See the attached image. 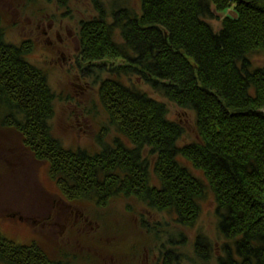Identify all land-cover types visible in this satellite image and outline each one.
<instances>
[{"label": "trees", "instance_id": "16d2710c", "mask_svg": "<svg viewBox=\"0 0 264 264\" xmlns=\"http://www.w3.org/2000/svg\"><path fill=\"white\" fill-rule=\"evenodd\" d=\"M122 3L113 8V23L104 7L82 21L79 55L84 75L100 86L107 118L130 144L117 138L110 150L64 146L52 132L58 96L47 74L28 60L36 47L10 43L0 26V104L10 108L3 123L50 166L71 201L100 207L136 198L178 216L176 223L188 230L199 219L200 200L211 193L221 253L200 234L195 264H264V0ZM228 11L233 15L221 20ZM212 19L221 20L219 31ZM168 104L195 115L191 143L181 144L186 128L171 119ZM161 226L147 228L155 242ZM174 245L173 239L160 243L168 263L179 258ZM43 251L0 232V264H49Z\"/></svg>", "mask_w": 264, "mask_h": 264}, {"label": "rangeland", "instance_id": "374dc122", "mask_svg": "<svg viewBox=\"0 0 264 264\" xmlns=\"http://www.w3.org/2000/svg\"><path fill=\"white\" fill-rule=\"evenodd\" d=\"M42 1L38 0L37 4L33 5L29 0H0V26L7 40L12 44H22L28 39L37 40L39 43L36 45L37 50L28 56V60L47 74L49 84L58 96L52 130L55 137L63 142L64 146L73 150L78 148L90 151H100L103 148L110 150L116 146L117 138H120L121 144L129 145V141L116 131L101 107L98 97L100 86L95 79L84 76L81 70L72 72L69 61L66 62L61 54L56 55L57 64L50 63L51 60L48 61L45 56L42 30L37 31L36 26L30 24V20L38 23L42 19L41 15L37 18L33 16L34 12L42 9L48 13L43 19L45 27L53 21L58 25L63 21L64 27L68 26V31L77 36L82 21L98 17V11L103 7L107 13V20L113 23V8L122 5L124 0H70L72 11L65 16H62L65 11L59 13L56 10L59 6L65 7L64 4H58L54 0ZM127 1L131 2L133 7L139 4V0ZM220 16L222 20L225 16H230V11ZM219 20H210L211 26L217 31L222 28ZM63 36L65 38L66 34ZM115 36L120 40V31L115 30ZM76 42V39L72 41L77 47ZM65 55L69 57L67 51ZM140 81L138 85L141 88L148 90L153 97L159 98ZM168 105H170L171 119L186 128L181 144L191 143L197 137L195 115L190 111L181 110L177 105ZM9 112L10 108L4 106V103L0 104V232L7 239L26 245L31 242L27 240L28 232L19 227L11 216L15 212L22 214L42 212L46 204L58 199L59 187L50 175V166L36 160L22 144L21 136L5 126L3 121ZM179 159L196 176L202 177V173L193 169L186 160ZM151 182L158 185L155 174L151 175ZM96 202L85 201L82 202L81 207L99 227L94 230L89 228L90 236L86 233L83 237H77L71 245L74 248L78 243L82 244L84 249L82 254H85L84 258H87L89 264H120L123 262L121 258L126 255L124 248L127 246L143 250L147 247L148 251L145 253L142 251L139 258L143 263L147 258L153 262L160 252L159 248L163 247L160 243L166 244L171 239L175 242L174 248L181 259L180 264H195L197 258L193 244L200 234L213 244L215 250L218 249L219 254L221 253L222 239L218 233L217 203L211 193L200 200L199 219L188 230L174 223L176 217L153 211L146 205L140 204L136 198L128 200L114 198L108 205L102 204L103 206L100 207L96 206ZM149 224L162 225L159 227L162 229L157 233L160 242H155L156 236H151L150 232L146 234ZM102 233L106 234L102 236ZM60 239L62 237L37 240L51 250L69 249L70 247L64 245ZM156 239L158 240L157 237ZM173 264H177L175 258Z\"/></svg>", "mask_w": 264, "mask_h": 264}, {"label": "flooded vegetation", "instance_id": "af4514ba", "mask_svg": "<svg viewBox=\"0 0 264 264\" xmlns=\"http://www.w3.org/2000/svg\"><path fill=\"white\" fill-rule=\"evenodd\" d=\"M38 0H29L30 3L33 5L37 4ZM43 2L42 0H40ZM46 1V0H45ZM65 7H58L56 10L60 13V11H65L62 13V16L67 15L68 12L72 11L70 8V0H64ZM69 7V8H68ZM69 9V10H67ZM38 13V14H37ZM37 18L39 15L42 16V19L37 22L30 20V24L36 26L37 31L42 30V34L44 35L42 38L43 44L45 45L46 50V58L51 60L50 63L57 64L56 62V55L61 54L64 60L67 62L69 61V65L72 66L71 71H78L81 70L82 73L84 72L85 62L79 55L81 50L80 44V33L76 36L75 33H70L68 30V26L64 27L63 21L60 25L55 21L51 22L48 27H45L44 18L45 15L48 16V13L44 12L42 9L38 10V12H34L33 16ZM31 16V17H33ZM35 22V23H34ZM82 24V23H81ZM58 25V26H57ZM65 29V31H64ZM64 31V33H63ZM80 31V28H79ZM33 33V31H32ZM63 34H66L64 38ZM76 39V43L78 44L77 47L75 44L72 43L73 40ZM32 43L33 46L36 47L37 50V40L28 39V41L24 43ZM41 42V41H40ZM35 50V51H36ZM66 51L68 52L69 57H66ZM70 52V53H69ZM53 55V56H52ZM55 55V56H54ZM67 55V56H68ZM30 56V55H29ZM29 58V57H28ZM85 74V73H83ZM85 76V75H84ZM55 118V117H54ZM57 184V182H55ZM59 193L58 199L53 201L51 204H46L44 210L40 213L29 212L22 214L20 212H15L11 219L16 222L19 227H22L25 231L28 232V239L31 242L26 245L21 246H33L37 245L40 246L45 252L43 257H46L49 264H89L87 258L84 257L82 252L84 251L82 244L78 243L76 247L72 248L73 241L76 240L77 237H83L87 233V236H90L88 229H97L98 223L95 220L91 219L92 217L88 216L85 210L83 209L82 202L79 201L74 202L71 201L67 196L64 194L63 188L59 186ZM174 223L178 220V216H174ZM99 227V226H98ZM143 231V230H142ZM149 230H147L146 234H148ZM106 233H102V236ZM4 236V235H3ZM100 236V235H98ZM100 236V237H102ZM6 237V236H5ZM62 237L64 245L70 247L69 249L60 248L51 250L49 247H44L37 239H48V238H58ZM9 242H13L9 240ZM17 243V242H16ZM18 244V243H17ZM20 245V244H19ZM64 247V246H63ZM65 248V247H64ZM126 252L121 259L122 263L120 264H169L166 259L161 257V253L159 252L157 256H155V260L150 261L149 258L145 260L143 263L139 258L141 256L142 251L147 252V247L145 250L137 249L132 246H127L124 248ZM179 261L181 259L177 258V264H180ZM174 260H170V264H173Z\"/></svg>", "mask_w": 264, "mask_h": 264}, {"label": "water", "instance_id": "95a60500", "mask_svg": "<svg viewBox=\"0 0 264 264\" xmlns=\"http://www.w3.org/2000/svg\"><path fill=\"white\" fill-rule=\"evenodd\" d=\"M233 14L230 12V16H232Z\"/></svg>", "mask_w": 264, "mask_h": 264}]
</instances>
